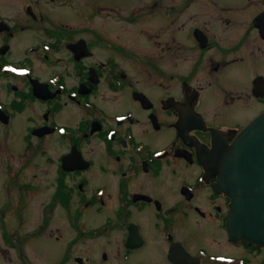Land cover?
I'll return each mask as SVG.
<instances>
[{
    "label": "flooded vegetation",
    "instance_id": "1",
    "mask_svg": "<svg viewBox=\"0 0 264 264\" xmlns=\"http://www.w3.org/2000/svg\"><path fill=\"white\" fill-rule=\"evenodd\" d=\"M263 111L264 0H0V264H264L213 159Z\"/></svg>",
    "mask_w": 264,
    "mask_h": 264
},
{
    "label": "water",
    "instance_id": "2",
    "mask_svg": "<svg viewBox=\"0 0 264 264\" xmlns=\"http://www.w3.org/2000/svg\"><path fill=\"white\" fill-rule=\"evenodd\" d=\"M218 145L214 162L220 190L230 198L226 222L232 240L264 246V111L231 141Z\"/></svg>",
    "mask_w": 264,
    "mask_h": 264
},
{
    "label": "rangeland",
    "instance_id": "3",
    "mask_svg": "<svg viewBox=\"0 0 264 264\" xmlns=\"http://www.w3.org/2000/svg\"><path fill=\"white\" fill-rule=\"evenodd\" d=\"M14 1H17V0H14ZM18 2H19V4H20V2H21V0H18ZM18 9H19V7L16 9L17 11H18ZM111 24H115V25H117L118 23L117 22H115V21H111ZM107 25L109 26L110 25V20L109 21H107ZM3 170V167L1 166L0 167V171H2ZM13 192V191H12ZM18 198H19V196L18 195H14V193H12L11 194V201H12V204H14L16 201H18ZM43 197L42 196H40V199H42ZM43 201V200H42ZM30 202H31V204L34 202V203H37L38 202V200L37 199H32V200H30ZM0 204H1V200H0ZM12 209H13V207H11ZM28 210H30L29 208H28ZM33 221H34V219H33ZM63 224H64V221L62 220H55L54 221V223H53V226L54 227H61V226H63Z\"/></svg>",
    "mask_w": 264,
    "mask_h": 264
}]
</instances>
